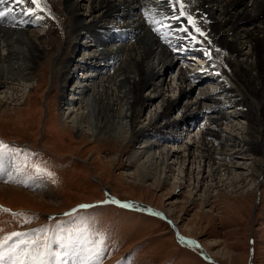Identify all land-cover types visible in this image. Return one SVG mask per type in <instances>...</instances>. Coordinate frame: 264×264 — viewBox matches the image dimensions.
<instances>
[{"label":"rangeland","instance_id":"1","mask_svg":"<svg viewBox=\"0 0 264 264\" xmlns=\"http://www.w3.org/2000/svg\"><path fill=\"white\" fill-rule=\"evenodd\" d=\"M71 1L76 3L77 0ZM154 1L156 5L159 4L157 0ZM246 1L248 5L252 4L251 0ZM49 4L51 10L45 8L38 13L43 19L38 20L32 16L40 22L37 21L39 23L36 24L37 26L22 29L27 33L37 32L36 36L42 41H50L55 47L62 48V51L53 54L50 52L43 56L40 67H37L31 77L33 79L20 86L13 85V90L7 92L10 97L8 103L6 101L0 103V142L21 150L11 155L13 165L7 159L3 166L4 170L0 172L3 174L0 178L1 186L11 188V191L0 193V206L2 209L11 210L10 212L0 210V237L13 231L30 232L42 227H46L51 235L59 224L69 230L84 227L90 239H97V234H102L104 244L101 264H229L226 251L234 254L231 264H264V152L257 156L262 166L259 167L256 175L253 174L252 180L250 175L252 158L250 155L246 157L247 160L242 158L244 156L242 151L246 150V147H242L240 143V147L232 152L227 150L233 136L239 139L244 136L247 138L249 126L248 118L238 115L246 106L241 104L234 106L233 103H229L232 97L228 92H219L225 81L234 89L233 91L236 90L235 95L238 94L233 98L243 97L241 90L238 91V86L231 81V75L226 76L222 69L220 70L221 64L215 57L209 62L206 61L208 57L201 54L195 58L185 55L186 61L177 62L171 70L168 69L167 73L163 74L162 98L165 100L169 98L173 106L157 121V128H164L161 133L165 135L152 130L153 132L149 131L145 136L133 138L132 129H128L125 134H128L131 140L129 138L126 143H121L105 132L99 134L96 139L92 138L90 130H86L85 127L77 131L73 128L71 118L66 117L67 114L71 116L72 112L88 113L86 105L91 103L88 101V96L84 93L83 96L86 97L84 99L81 97V100L79 98L73 100V97H77L79 92V89L78 91L75 89L76 86L81 89L88 84L83 77L85 76L83 74L88 72L86 69L90 66L88 70L92 72L99 63L98 60L90 59L93 57H89L85 63H80L83 59L82 54L86 53L85 56H88V53L96 52L95 43L91 41L93 38L89 36L93 30L83 31L71 46L74 34L69 31L71 24L69 9L66 8L63 0H50ZM87 4L88 2H85L86 6ZM140 10H137L139 15ZM21 14V11L13 10L8 17L0 18V27L8 29V26L4 27L5 25L1 23L6 19L5 23L9 24L7 18L8 20L18 18ZM84 14L86 16L82 21L88 24L92 17H87V11ZM150 14L152 15L153 12ZM10 16L13 18H9ZM120 18L122 17L110 18V20L119 26L124 20ZM9 22L13 25L11 21ZM16 23V28L20 29L21 24ZM115 33L118 34V31L113 35ZM108 34H111L110 30ZM148 34L153 40L154 31ZM127 39L129 40L122 43L127 42L129 47L138 41L136 38ZM35 41L34 44L39 43L38 40ZM110 44L113 47L119 42ZM23 45L27 47L26 44ZM74 46L76 53L72 55ZM97 47L100 49L103 46L98 43ZM153 48L155 49V46ZM244 51L248 52V47ZM157 53L156 50L154 54L157 56ZM181 56L183 54L176 53L167 58L181 60ZM237 56L241 59L240 55ZM120 60L117 62L119 63ZM22 62L24 64L27 62L25 57ZM82 66L88 67L82 68ZM65 67L67 70L64 73ZM104 70L106 74H110L108 69ZM183 71L189 75V79L182 84V88L187 92L182 96L179 88L176 87L179 85L177 83L179 73ZM94 73L97 75V72ZM65 79L68 81L64 82ZM201 80L203 82L197 85ZM149 88H143L141 91V96L148 105L142 109L137 125L145 124L151 114L161 113L164 107L162 99H156L155 93ZM208 93L214 98L203 100V95ZM3 95L0 90V97ZM146 98H151L152 101L148 102ZM251 101L254 102L253 99ZM70 104H72L71 108L68 109L67 106ZM198 108L202 111L194 121L197 122L196 126L191 124V121H185L184 125L177 123L183 119L182 116L186 111ZM2 109L5 111H1ZM214 111H219L218 115L225 118L218 120L219 117L213 114ZM167 122L176 126L168 129L165 127ZM204 129L216 131L221 141L228 138L227 146L225 149L214 146L212 149L215 151L211 149L213 161L211 160L210 163L199 162L197 159L193 165L192 162L189 165L187 160L185 167L193 172L190 173L191 175L188 174V177L194 178L190 179L191 186L181 185L184 187L173 191L170 182L177 183L180 177L184 176V173L179 172L177 162L185 160L183 156H186L187 146L192 144L193 148L190 151H193V157L199 155L195 147L200 146L201 143L196 145L194 142L199 141L200 132ZM167 135L173 136L174 139L168 141L162 139ZM145 142L156 143L158 146L155 145L140 153L144 149L142 145ZM206 143L211 144L209 139H206ZM162 146L179 149L181 151L179 155L183 158L179 156L174 162L173 159L171 161L169 159L168 162L173 166L171 171L167 172L165 167L160 165L159 169L162 168L164 174H161L160 170L151 169V175L155 177H148L146 175L149 172L140 171L138 163L142 161L148 163L150 155H158ZM136 152L140 153L138 163L133 157V153ZM226 153L231 156L224 160L222 158ZM229 160L238 166L231 169L218 168L223 162L224 165L227 164ZM213 162V169L218 170L213 175L215 179L212 183H216L217 186L212 189L210 187L209 195H206L203 194V187L210 183L207 180L210 178L205 179L207 182L202 181L201 188L196 187L197 172L201 170L206 174L205 176L213 174L212 170L209 173ZM198 163L201 164L200 168ZM34 165L46 169L52 175H36ZM6 166L7 170L9 166H13L10 170L13 174L9 181L3 182L7 175ZM17 169H21V173ZM237 177L244 178V182H235ZM156 178H161V181L158 182ZM222 179L225 180L219 182ZM14 189L27 193L35 192L44 201L62 203H59L60 207L54 206L56 202H53L52 206L37 204L28 197V194L16 192ZM106 200H116L121 204L103 203ZM86 204L93 207L79 209L71 216L65 215L66 211ZM123 204L131 206L123 207ZM158 210L169 211L166 212L169 215L160 217L161 215H156ZM26 218H30V223L23 222ZM173 219L178 220L175 227L172 224ZM187 231L190 234L186 233ZM179 237L184 239L181 240ZM187 241H195V243L189 244ZM214 252L218 255L214 256Z\"/></svg>","mask_w":264,"mask_h":264},{"label":"bare ground","instance_id":"2","mask_svg":"<svg viewBox=\"0 0 264 264\" xmlns=\"http://www.w3.org/2000/svg\"><path fill=\"white\" fill-rule=\"evenodd\" d=\"M140 1L141 0H77L75 3L71 0H63L66 8L69 9V15H71L69 31L74 34L71 46L74 44V42H76L77 36H80L83 31L93 30L91 33H89V36H93L91 41H94L95 43L96 52L92 54L88 53L92 56H85L86 53L82 54L83 59L80 63L87 62L89 57H93L90 59H94L96 61L98 60L97 62H99L95 65L96 69L92 70V72H89L88 70L90 66H87L88 68L82 66V68H87L86 71L88 72H85L86 74H83L85 75L83 77H85L84 79L86 80L84 81H87L88 84H85L81 89L76 86L75 89L77 91L79 89V92L77 93V97H73V100L74 98L76 100L77 98L80 99L81 97L84 99L86 96L83 95L86 94L88 96V101L91 102L93 106L91 103H89L90 105H86L88 113H77L70 110L73 114L71 116L67 114L66 118H71L73 128L77 131L83 130V128L86 127V130H90L89 132L92 138L95 139L98 138L99 134H103L105 132L107 135L110 134L121 143H126L129 141V138L131 140V137H128V134H125L127 132L126 130L128 129H132L133 132H131V134H134L133 138L145 136L149 134V131L153 132L152 130L160 134L164 128H157V121L161 116H165L173 107L169 102L170 99H163L161 93L163 87V74L167 73L168 69L171 70L172 66L178 62L175 61L176 63H174L173 59L167 58L170 54H172V52H177L173 45V40L177 43V45L181 46L187 43L188 47L193 52L192 54L194 55L203 54L207 50H210L211 59L215 57L218 60V62L221 64L220 70L222 69L226 76L231 75V81L234 82L236 86H238V91L241 90L240 92L243 93V97L238 96L239 98H233L237 97L238 94L236 93L237 95H235L236 90L233 91L234 89L229 87L225 81L222 83V87L219 91L228 92L232 97L229 103H233L234 106L239 104L246 106L245 110H243V112H239L238 115L248 118L249 120L247 131L248 136L247 138L244 136L241 139H239L237 136H233L230 140L231 142H229L230 144H228L229 146L227 150H231L232 152L233 150L240 147V143L242 147H246V150L242 151L243 149L241 148L240 151L243 152L242 154L244 156L242 158L244 160H247L246 157L249 155L252 158L250 164V175H252L251 179L253 180V174L256 175L259 171V167L262 166V162L259 160L260 158H257V156L264 152V0H251L252 4L250 5H248L247 1L245 2V0H183L184 4L186 5V11L192 15V17L197 22L196 26L199 27L201 31L206 34V36H200L198 33H196L191 25L187 24V20L185 18H182L181 21L177 23L179 25L187 26L189 31L192 32V34L195 35L197 39H202L203 43L200 47L196 46V44L193 45L191 42L193 39L185 32H182L179 35V38H172V36L167 34V32H165L166 35L164 38H161L160 34L154 32L157 39L154 37L155 39L153 38V41L152 38L149 37L150 34H148L149 32L153 31V28L151 31H149V26H152V24L147 23L145 16L143 17L139 15L137 10H140L141 7L142 10H151V12H153L152 15L154 18L156 16L155 12L168 9L167 14L171 15L173 10L169 7L167 0H160V2L157 0V2H159L157 5L154 0H148V2H146L147 0H144L142 3ZM83 2L84 4H82ZM85 2H88V6L85 5ZM49 3L50 0H46L45 8L51 10ZM14 5L17 7H13ZM5 7H11L14 10L16 8L19 9L21 5L13 3L12 0H7L5 5H0V10H4ZM80 10L84 12L87 11V17H92V20L88 24L82 21L85 18L86 13L84 14V12H77ZM122 11L123 13H120ZM201 13L202 16H207L200 20ZM8 15L9 13L5 17H8ZM119 16L124 18V20L120 18L123 20V22L118 26L114 23V21H111L110 18L115 19ZM164 16L165 14L161 13L158 18L161 19ZM9 20L13 23V25L9 22ZM9 20H7L9 23L7 27L8 29L0 27V90L2 94L4 93L2 96L3 99L0 97V103L2 101H6L8 103L10 97L7 95V92L9 90H13V85L20 86V84L26 83L33 79L31 77L35 70H37V67H40L43 56L48 55L50 52L53 54L59 51L60 53V50L62 49L55 47V45L50 41H42L41 38L36 36L37 32L32 33L29 31V33H27V31L22 29L26 23L30 24V26L36 25L38 23L37 20L33 19V17L31 18V16L22 14L18 18L16 17ZM102 21L104 22L101 23ZM16 22L21 24L20 29L16 28ZM107 30L111 31L110 35L108 34ZM116 31H118V34L115 33L113 35V33ZM133 37L138 39V41L135 43V45L132 44V47H129V45L126 44L127 42L122 43V41H125L124 38L129 40L127 38L134 39ZM35 40H38L39 43L34 44V42L36 43ZM209 41L211 43H209ZM111 42H119V44H116L112 47L110 46ZM98 43H101L103 47L98 49ZM23 44H26L27 47H24ZM154 46L155 49L153 48ZM247 47L249 51L245 52L244 49ZM217 49H219V51H217ZM156 50L158 51L157 56L154 54ZM74 51L75 46L72 49V55L73 53H76V51ZM237 55H240L241 59H239V56ZM24 57L27 60L25 64L22 62ZM119 59L121 60L118 63L117 61ZM211 59L208 57L209 62ZM66 67L64 69V73L67 70ZM208 67L213 68L212 66ZM104 69H108L110 74H106L107 72ZM94 72H97V75ZM187 79H189V75L184 73V71L179 73L177 79V83L179 85L176 88H179V93L182 96L185 93L187 94L185 89L182 88V84L185 83L184 81ZM67 81L68 80L65 79L64 82ZM202 82V80L199 81L197 85ZM8 83L11 84L8 85ZM143 88L152 89L151 91L155 93L156 99H162V105L164 104V107L161 113L158 114L157 112H154L151 114L145 124L137 125V119L142 112V109L145 107V105H148L145 103L143 96H141V91ZM210 94L211 93L203 95L202 99L212 100L214 97ZM26 96L28 95L26 94ZM146 99L148 102L152 101L151 98ZM251 99H253L254 102H252ZM73 100L71 101L72 103L74 102ZM71 105L72 104L68 105L67 108H71ZM210 110L212 109H209V111ZM1 111L5 110L2 109ZM201 111V108H198L197 110L194 109L186 111L182 116L183 119L177 123L184 125L185 121H191V124L193 123V125L196 126L195 124L197 122L194 121L196 117L199 116ZM205 111L207 112V110ZM205 111L204 113H206ZM218 112L219 111H214L213 114L219 117L218 120L224 119L225 117L218 115ZM175 126L176 124L173 123L171 125L168 124V122L165 124V127L168 129H173ZM200 133L201 137L199 138V141H193L196 143V145L199 142L201 143L200 146L197 145V147H195V149L199 151V155L193 157V151H190L191 148H193L192 144V146H187L188 149H186V156H183L185 160L182 162H177L179 164V172L184 173V176L180 177L179 181L177 182L179 185L175 183V181L170 182L173 191H175L177 188L181 189L184 187L181 185H185V187L191 186L190 179L193 177L189 178L188 174H190L192 170H187V167H185L187 160L188 164L192 162V165L197 159L199 162L208 161L210 163L212 160L211 149L214 146H220L225 149L227 146L226 141L229 139L224 138L225 140L221 141V137L216 133V131L213 132L210 129H204ZM161 135H165V133H161ZM162 139L168 141L169 139H174V137L167 135ZM206 139H209V143L211 144L206 143ZM155 145L157 144L145 142V144L142 145L144 149L141 150L140 153L143 151L145 152L146 149L155 147ZM179 152L181 151L177 148L173 149L162 146L158 152V155H150L148 163H146V161L139 162V152L133 153V157L134 159L136 158L137 163L139 162L138 166L140 167V171L143 170L145 172H149L146 176L151 177V169L157 171L160 170V173L164 174V170L162 168L159 169L160 165L165 167L167 172L171 171L173 166L171 165L172 163H169L168 161L169 159L170 161L173 159L172 161L174 162L179 159V156L182 157L179 155ZM224 155L225 157L222 158L224 160L225 158L227 159L231 156H229L227 153ZM198 164L200 168L201 164ZM222 164L223 165L218 166V168L225 167L227 169H231L238 166L236 163L230 162V160L227 164L224 165V162ZM211 165L213 167L212 169H209V173L210 170H212L213 174H208L210 176H205L206 174L201 172V170H198L197 172L198 177L196 187L201 188L202 181L210 178L207 179L210 183H207L208 185H204L203 187V194L206 195H209L208 190H210V187L212 189L213 187L217 186L216 183H212V181L214 182L215 178H213V175L218 169H213L214 162ZM12 168L13 166H9V170H7L8 168L6 166L5 171L7 172V175L6 179L2 180L3 182L10 180V177L13 174V171H10ZM137 172L138 170H136V173ZM2 177L3 174L0 173V178ZM225 179L219 180V182H222ZM156 180L160 182L161 178H156ZM244 180V178L239 179L237 177L235 182L242 183ZM192 188L194 189L195 186ZM231 188H233V186H231ZM14 190L16 192L28 194V197H30L37 204L52 206L54 204L53 202H56L54 206L60 207L61 205L59 203H62L58 201H44L39 197L40 195H37L35 192L27 193L23 191L21 192L17 189ZM7 191H11V188L3 187L0 184V193H5ZM157 212L161 214L160 217H166L169 215L166 213L169 211L163 212L162 210H158L156 213ZM173 221V226H177L178 220L173 219ZM186 233L190 234L188 231ZM215 255L217 256L218 253L214 252V256ZM226 257L229 258V264H231V258L234 257V254L230 251H226Z\"/></svg>","mask_w":264,"mask_h":264},{"label":"snow or ice","instance_id":"3","mask_svg":"<svg viewBox=\"0 0 264 264\" xmlns=\"http://www.w3.org/2000/svg\"><path fill=\"white\" fill-rule=\"evenodd\" d=\"M13 3L21 5L20 11L26 16H33L36 19H43L38 13L44 11L46 0H12ZM7 0H0V5H5ZM169 7L173 10L172 14L165 16L164 20L181 21L182 18L187 20V24L198 33L200 36H206L199 27L196 26V20L186 11V5L183 0H167ZM13 8L5 7L0 10V18L5 17L12 12ZM151 10L144 12L147 23L152 25H160L153 27V31L160 34L164 38L166 33L162 29L168 28L171 30L170 24H165L163 21L156 20L150 14ZM180 31L187 33L189 37L196 40L197 37L189 31L187 26H182ZM167 42V41H166ZM209 43H211L209 41ZM219 51V49H217ZM205 55L211 59V52L207 50ZM21 150L11 148L9 145L0 142V172L4 170V163L11 157L13 153H19ZM27 159V154H25ZM35 173L38 176L52 174L46 169L38 165L33 166ZM18 171L21 169H17ZM116 203L119 201H103V203ZM123 207H130L129 204H123ZM92 205H79V208H89ZM0 210L11 211L9 209ZM77 209H72L71 213H65L66 216H71L76 213ZM13 215H24L23 213H12ZM156 215H161L156 213ZM24 223H30V218H26ZM87 229L77 227L74 229H66L61 225H57L55 231L49 235V230L46 227L33 229L30 232L13 231L0 237V264H101L103 255L104 237L102 234H97V239H90L87 235ZM183 240V237H179ZM189 244H194L195 241H187Z\"/></svg>","mask_w":264,"mask_h":264}]
</instances>
